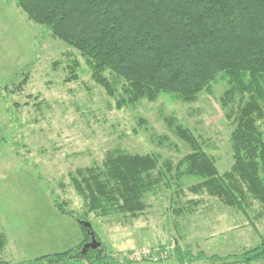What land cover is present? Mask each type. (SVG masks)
I'll use <instances>...</instances> for the list:
<instances>
[{"label":"rangeland","instance_id":"rangeland-1","mask_svg":"<svg viewBox=\"0 0 264 264\" xmlns=\"http://www.w3.org/2000/svg\"><path fill=\"white\" fill-rule=\"evenodd\" d=\"M75 60L78 78L67 81ZM26 74L27 83L15 88ZM227 88L228 82L219 79L193 103L164 94L155 102L119 109L76 50L29 20L14 0H0V232L7 238L0 258L20 264L82 244L86 236L77 217L60 210V203L87 217L102 249L121 262H127L126 253L145 249H165L172 258L176 243L209 257L257 245L264 235L259 203L246 215L216 196L193 193L197 178L176 174L179 161L191 152L171 128L176 122L198 137L221 173L230 170L234 124L227 114L233 117L240 101H229L227 109ZM258 123L264 132V118ZM118 149L153 153L161 163L170 160L176 176L147 196L150 206L137 218L86 214L71 174L101 165Z\"/></svg>","mask_w":264,"mask_h":264},{"label":"trees","instance_id":"trees-1","mask_svg":"<svg viewBox=\"0 0 264 264\" xmlns=\"http://www.w3.org/2000/svg\"><path fill=\"white\" fill-rule=\"evenodd\" d=\"M36 24L76 50L96 84L115 99L117 108L143 100L157 101L171 94L185 103L197 101L219 79L228 82L224 106L239 98L227 114L233 164L221 173L198 137L182 123H171L191 152L177 164V177H195L190 187L206 192L248 215L254 202L264 210V0H14ZM79 62L73 61L70 76ZM28 81L23 77L15 88ZM14 87V86H13ZM18 104V103H17ZM174 164L158 155L110 151L103 163L78 168L71 174L75 190L84 198L86 214L111 213L139 217L149 208L146 198L168 183ZM197 201H190L196 203ZM59 209L77 217L85 239L74 250L48 254L20 264H131L103 248L82 253L90 237L81 221L90 220L64 203ZM182 209V208H181ZM91 223V222H90ZM103 244V243H102ZM7 246L0 232V254ZM164 248V247H163ZM179 264L205 259L215 264L264 262V235L240 253L194 255L175 244ZM0 264H11L0 258Z\"/></svg>","mask_w":264,"mask_h":264},{"label":"water","instance_id":"water-1","mask_svg":"<svg viewBox=\"0 0 264 264\" xmlns=\"http://www.w3.org/2000/svg\"><path fill=\"white\" fill-rule=\"evenodd\" d=\"M81 223L86 227L87 233L90 237L89 241L86 242L82 248V253H86L89 249H100L102 250V242L97 238V235L93 229L92 224L89 221H81ZM131 264H179L177 259L170 258L165 261H138L132 262Z\"/></svg>","mask_w":264,"mask_h":264},{"label":"built area","instance_id":"built-area-1","mask_svg":"<svg viewBox=\"0 0 264 264\" xmlns=\"http://www.w3.org/2000/svg\"><path fill=\"white\" fill-rule=\"evenodd\" d=\"M123 256V259L131 261V262H138V261H165L170 259L168 251L165 249L160 250H152V249H145V250H136L132 253H126Z\"/></svg>","mask_w":264,"mask_h":264}]
</instances>
